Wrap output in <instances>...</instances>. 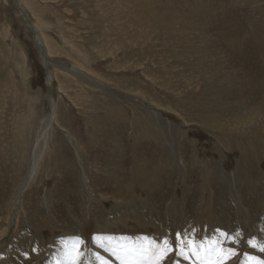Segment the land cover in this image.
Listing matches in <instances>:
<instances>
[{
	"label": "rangeland",
	"instance_id": "obj_1",
	"mask_svg": "<svg viewBox=\"0 0 264 264\" xmlns=\"http://www.w3.org/2000/svg\"><path fill=\"white\" fill-rule=\"evenodd\" d=\"M24 1L26 8L18 0H0V264H69L65 253L77 238L84 253L79 264H104L109 254L104 260L95 235L136 239L161 230V240L173 245L177 233L198 244L239 231L237 245L227 240L236 254L224 261L245 264L246 254L264 261L260 243L248 244L264 231V0ZM36 21L52 57L29 30ZM30 122L35 128L21 167ZM40 135L44 156L22 198L31 145ZM81 176L92 200L82 192ZM154 202L164 227L148 222L145 204ZM203 216L212 220L211 230L203 229L208 235H189ZM187 254V260L175 253L159 264H206L212 258L200 251L203 262Z\"/></svg>",
	"mask_w": 264,
	"mask_h": 264
},
{
	"label": "bare ground",
	"instance_id": "obj_2",
	"mask_svg": "<svg viewBox=\"0 0 264 264\" xmlns=\"http://www.w3.org/2000/svg\"><path fill=\"white\" fill-rule=\"evenodd\" d=\"M18 3H19V5L21 4V7H25L26 8V6H25V1L23 0V2L21 1V0H18ZM77 4V3H76ZM62 6V5H61ZM30 13H31V15H32V17L34 16V13L32 12V11H30ZM28 17V16H27ZM34 21V20H33ZM176 22V21H175ZM31 23V22H30ZM33 26L35 27V28H31V25L29 26V30H31L32 31V33L34 34V37H35V41H36V43L39 45L40 43H41V41H42V43L43 42H45V49H46V52H47V56H48V58H49V55H50V57H52L53 56V52H52V44L51 43H49L48 42V40L46 39V36L44 35V33H45V31L43 30V28H44V26H42V25H40V24H38V22L36 21L35 23H33ZM32 26V27H33ZM60 38V37H59ZM61 39H63V38H61ZM96 43V42H95ZM53 46H55V45H53ZM63 47V46H62ZM41 50V49H40ZM74 52V51H73ZM167 52V51H166ZM75 53V52H74ZM43 55V54H42ZM45 55V54H44ZM56 55V54H55ZM46 56V55H45ZM42 62L43 63H45L46 64V61H45V58H43V60H42ZM49 64V63H48ZM49 71V70H48ZM72 72L76 75V76H78V78H81L83 81L84 80H86V79H90L91 80V78H89L88 77V75L87 74H85L83 71H81L78 67H73L72 68ZM115 73V72H114ZM88 83L89 82H91V81H89V80H86ZM85 82V81H84ZM92 83V82H91ZM91 83H90V86H91ZM87 84V83H86ZM93 84V83H92ZM105 86V85H104ZM94 87H96V86H94ZM100 87V85L98 86V89H100L99 88ZM110 89V88H109ZM108 90V89H107ZM54 91V90H53ZM97 97V96H96ZM65 102V101H64ZM25 107V106H24ZM23 106H22V108H24ZM53 107H55L56 108V106H55V103L53 102ZM69 108V107H68ZM24 110H25V108H24ZM40 113V112H39ZM52 114H53V117L56 115V117H57V111H56V109H54L53 111H52ZM37 115V114H36ZM153 116V115H152ZM150 117V116H149ZM58 118V117H57ZM49 120V119H48ZM60 120V119H59ZM50 121V120H49ZM46 122H48V121H46ZM58 122V121H57ZM33 123H35V122H33ZM44 123H45V121H44ZM53 124V123H52ZM40 125V124H39ZM69 125V124H68ZM31 126H32V128H31ZM53 126V125H52ZM136 126V125H135ZM50 127V122L49 123H47V124H44L43 126H42V128H41V131L40 132H42L43 131V135H42V139H43V137H44V135H45V132L47 131V129ZM141 127V126H140ZM35 127H34V124H32V122H30V123H28V125H27V127H26V130H25V136H24V146L22 147L23 149L21 150V155L19 156V158L18 159H20V161H19V166H21V167H24V165L26 164V151H27V148H28V144H30L29 143V141H28V137H30V135H31V132H32V130L34 129ZM52 128V127H51ZM63 128V127H62ZM139 128V127H138ZM39 129V128H38ZM50 129V128H49ZM3 130V129H2ZM37 132H38V130H37ZM39 133V132H38ZM140 133H141V131H140ZM35 134V133H34ZM46 134H47V132H46ZM66 134V133H65ZM134 135V134H133ZM66 136V135H65ZM69 136V135H68ZM37 138L34 140V142H33V144L31 145L32 146V152H31V157H30V159H28L29 160V165H30V167H31V171H30V176H29V178L25 181V183L23 184V186H22V188L20 189V191H19V195L21 194V197L23 196V195H25L26 193L25 192H27V190L30 188V184L33 182V180H34V178L36 177V173H38L37 172V168H38V166H39V162H40V159H41V155H42V151H43V147L45 146V144H43L42 145V143H43V140L40 138L41 137V135L40 136H36ZM27 138V139H26ZM260 138V137H259ZM41 139V140H40ZM125 140V139H124ZM42 142V143H41ZM71 142V141H70ZM192 144V143H191ZM34 145H35V147H34ZM43 146V147H42ZM122 147V146H121ZM34 148V149H33ZM74 148V147H73ZM170 149H171V147H169ZM167 150V149H166ZM176 150H178V149H176ZM180 150V149H179ZM178 150V151H179ZM253 150V149H252ZM45 151V150H44ZM76 152H77V150H76ZM254 152V151H253ZM79 154V153H78ZM191 154V153H190ZM196 154V153H195ZM178 155V154H177ZM256 155V154H255ZM42 156H44V155H42ZM168 157H169V155H168ZM179 157L181 158V156L179 155ZM178 157V158H179ZM184 158V157H183ZM192 158V157H191ZM18 159L16 160V163H14V164H17V167H18ZM123 159V158H122ZM190 159V158H189ZM196 159V158H195ZM181 160V159H180ZM80 161V160H79ZM163 161V160H162ZM162 161H160V162H162ZM192 161V160H191ZM196 161V160H195ZM194 162V161H193ZM159 163V162H158ZM183 163V162H182ZM186 163V162H185ZM191 163V162H190ZM179 164V163H178ZM96 165V164H95ZM205 165H207V164H205ZM27 166V165H26ZM121 166V165H120ZM144 166V165H143ZM195 166H196V164H195ZM210 166V165H209ZM83 167V166H82ZM181 167V166H180ZM179 167V168H180ZM198 167V166H197ZM154 168V167H153ZM157 168V167H156ZM155 168V169H156ZM164 168V167H163ZM162 168V169H163ZM182 168H183V166H182ZM185 168V167H184ZM190 168V167H189ZM193 168V167H192ZM200 168H202V167H200ZM199 168V169H200ZM243 168H244V166H243ZM125 169V168H124ZM137 169H140V168H137ZM247 169V168H246ZM17 170H18V168H17ZM39 170V169H38ZM84 170H86V169H84ZM121 170V169H120ZM142 170V169H141ZM144 170V169H143ZM180 170H183V169H179V171ZM202 170V169H201ZM208 170V169H207ZM220 170V169H219ZM219 170H217V171H219ZM244 170V169H243ZM242 170V171H243ZM121 171H123V170H121ZM153 171H154V169H153ZM165 171V170H164ZM191 171V170H190ZM202 171H204V170H202ZM5 172V171H4ZM137 172V171H136ZM156 172V171H155ZM158 172H160V170L158 169ZM163 172V171H162ZM170 172V171H169ZM197 172V171H196ZM212 172V171H211ZM221 172V171H220ZM3 173V172H2ZM21 173V171H20V169L18 170V175H17V180H16V182H17V184L19 183V179H20V174ZM85 173V172H84ZM118 173H120V172H118ZM132 173V172H131ZM176 173V172H175ZM208 173H210V171L208 172ZM207 173V174H208ZM105 174H106V172H105ZM104 174V175H105ZM121 174V173H120ZM134 174V173H133ZM141 174V173H140ZM144 174V173H143ZM142 174V175H143ZM145 174H146V172H145ZM150 174V173H149ZM157 174V173H156ZM164 174V173H163ZM183 174V173H182ZM181 174V175H182ZM186 174H188V173H186ZM212 174V173H211ZM216 174V173H215ZM219 174V173H218ZM246 174V173H245ZM248 174V173H247ZM113 175V174H112ZM139 176L140 177V175H139V173L138 174H135V176ZM152 175V174H151ZM171 175H172V173H171ZM170 175V176H171ZM190 176H192L191 174H189ZM220 175V174H219ZM219 175H217V176H219ZM233 175V174H232ZM110 176V175H109ZM123 176V175H122ZM137 176V177H138ZM146 176V175H145ZM217 176H216V178H217ZM1 177H2V175L0 174V179H1ZM114 177V176H113ZM112 177V178H113ZM133 177H134V175H133ZM151 177V176H150ZM153 177V176H152ZM151 177V178H152ZM172 177V176H171ZM170 177V178H171ZM211 177V176H210ZM234 177V176H233ZM81 178H82V176H81ZM107 178V177H106ZM105 178V180H107ZM144 178V177H143ZM158 178H160V177H158ZM168 178V177H167ZM180 178H181V176H180ZM179 178V179H180ZM184 178V177H183ZM209 178V177H208ZM246 178V177H245ZM117 179H118V177H117ZM135 179H137V178H135ZM145 179V178H144ZM157 179V178H156ZM188 179V178H187ZM213 179V178H212ZM226 179V178H225ZM224 179V180H225ZM233 179V178H232ZM90 180V179H89ZM88 180V181H89ZM113 180H115V179H113ZM121 179H119L118 180V182L120 181ZM131 180V179H130ZM138 180H140L139 178H138ZM167 180V179H166ZM166 180H165V182H166ZM178 180V179H177ZM222 180V179H221ZM227 180V179H226ZM73 181V180H72ZM150 181H151V179H150ZM156 181V180H155ZM161 181V180H160ZM179 181V180H178ZM182 180L180 179V182H181ZM186 181V180H185ZM190 181V180H189ZM209 181H210V179H209ZM143 182H145V181H142V183ZM159 182V181H158ZM163 182V181H162ZM162 182H161V184H162ZM170 182V181H169ZM168 181H167V183H169ZM248 182V181H247ZM36 183V185H37V182H35ZM40 183V182H39ZM121 183V182H120ZM133 183V182H132ZM152 183V182H151ZM157 183V182H156ZM167 183H166V185H167ZM173 183V182H172ZM187 183V182H186ZM214 183H216V181L214 182ZM222 183H224L223 181H222ZM221 183V184H222ZM229 183V182H228ZM87 179L85 178V177H83L82 179H81V181H80V185H81V189L83 190L82 192H84V194H85V196H86V199H90V200H92L91 199V197H90V191H89V187L87 188ZM97 184H98V182H97ZM106 184V183H105ZM134 184V183H133ZM144 184V183H143ZM171 184V183H170ZM174 184H176V183H174ZM173 184V185H174ZM208 184H209V182H208ZM217 185L218 184H220V183H216ZM230 184V183H229ZM244 184V183H243ZM35 185V186H36ZM96 185V184H95ZM108 185V184H107ZM120 185V184H119ZM140 185V184H139ZM153 185H154V182H153ZM172 185V186H173ZM185 185V184H184ZM189 185V184H188ZM235 185V184H234ZM99 186V185H98ZM109 186H111V185H109ZM168 186V185H167ZM185 186H187V185H185ZM214 186H216V185H214ZM106 187V186H105ZM115 187V186H114ZM128 187V186H127ZM131 187V186H130ZM129 187V188H130ZM136 187V186H135ZM174 187V186H173ZM176 187V186H175ZM184 187V186H183ZM220 187V186H219ZM248 187V186H247ZM247 187H244V188H246L247 189ZM101 188H103L104 189V186L103 187H100V189ZM122 188V187H121ZM128 188V189H129ZM169 188H170V185H169ZM168 188V189H169ZM189 188V187H188ZM211 188V187H210ZM106 189V188H105ZM108 189V188H107ZM127 189V190H128ZM132 189V188H131ZM173 189V188H172ZM220 189V188H219ZM249 189V188H248ZM14 190H15V188H14ZM96 190V189H95ZM161 190H163V189H161ZM183 189H181V191H182ZM237 190V189H236ZM251 190H252V188H251ZM256 190V189H255ZM101 191V190H100ZM129 191V190H128ZM154 191V190H153ZM218 191V190H217ZM222 191V190H221ZM239 191V190H238ZM241 191H244V190H241ZM262 191H263V189H262ZM101 192H103V191H101ZM100 192V193H101ZM121 192V191H120ZM144 192V191H143ZM256 192V191H255ZM6 194H7V192H5ZM25 193V194H24ZM95 193H96V191H95ZM104 193V192H103ZM122 193V192H121ZM120 193V194H121ZM126 193V192H125ZM128 193V192H127ZM152 194H153V192H151ZM185 193V192H184ZM245 193H247V192H245ZM251 193V192H250ZM249 193V194H250ZM76 194V193H75ZM172 194V193H171ZM192 194V193H191ZM191 194H189V195H191ZM214 194V193H213ZM216 194V193H215ZM219 194V193H218ZM231 195H232V193H230ZM236 194H238V192L236 193ZM240 196H242V192H240ZM8 195H9V193H8ZM111 195V194H110ZM118 195V194H117ZM124 195V194H123ZM155 195H156V193H155ZM154 195V196H155ZM157 195H159V194H157ZM221 195V194H220ZM223 195V194H222ZM246 195V194H245ZM102 196H104L103 194H102ZM152 196V195H151ZM186 196H187V194H186ZM192 196V195H191ZM219 196V195H218ZM233 196V195H232ZM235 196V195H234ZM233 196V197H234ZM239 196V197H240ZM248 196V195H247ZM253 196H254V193H253ZM88 197V198H87ZM90 197V198H89ZM189 196H187V198H188ZM238 197V198H239ZM23 198V197H22ZM51 198V197H50ZM101 198V197H100ZM103 198V197H102ZM101 198V199H102ZM159 198V197H158ZM163 198H165V197H163ZM177 198V197H176ZM215 198V197H214ZM217 198V197H216ZM216 198H215V200H216ZM219 198H221L220 196H219ZM256 198V197H255ZM85 199V200H86ZM144 199V198H143ZM154 199V198H153ZM156 199V198H155ZM166 199V198H165ZM185 199V198H184ZM236 199V198H235ZM243 199V198H242ZM260 199V198H259ZM89 200V201H90ZM99 200V199H98ZM103 200H105V199H103ZM103 200H101V201H103ZM139 200V199H138ZM141 200V199H140ZM148 200H150V199H148ZM157 200V199H156ZM163 200V199H162ZM192 200V199H191ZM214 200V201H215ZM67 201V200H66ZM82 201H83V198H82ZM81 201V202H82ZM87 201V200H86ZM119 201V200H118ZM154 201V200H153ZM168 201V200H167ZM213 201V202H214ZM221 201V200H220ZM248 201H250V197H249V200ZM120 202V201H119ZM123 202V201H122ZM126 202V201H125ZM124 202V203H125ZM128 202V201H127ZM132 202V206H133V201H131ZM135 202V201H134ZM137 202V201H136ZM166 202V201H165ZM169 202V201H168ZM184 202V201H183ZM243 202H245V201H243ZM259 202V201H258ZM84 203V202H83ZM82 203V204H83ZM121 203V202H120ZM123 203V204H124ZM130 203V202H129ZM150 203V202H149ZM164 203V202H163ZM182 203V202H181ZM186 203V202H185ZM217 203H220L219 201H217ZM217 203H216V205H217ZM238 203V202H237ZM32 204V203H31ZM88 204V203H87ZM102 204V203H101ZM119 204V203H118ZM127 204V203H126ZM142 204H144V203H142ZM153 204V203H152ZM154 204H156V202H154ZM174 204H176L175 203V201H174ZM190 204V203H189ZM189 204H187V205H189ZM223 204V203H222ZM250 204V203H249ZM80 205V204H79ZM78 205V206H79ZM99 205H100V203H99ZM103 205V204H102ZM120 205L121 204H119V207H120ZM128 205H130V204H128ZM146 205V209H147V211L149 210V213H148V217H150V219H148V222L149 223H151L155 228H161V225H162V219H163V212H160L162 209H160L159 208V206L157 207L156 205L155 206H152L151 204H145ZM144 205V206H145ZM164 205V204H163ZM167 205V204H166ZM177 205V204H176ZM220 205V204H219ZM229 205V204H228ZM231 205V204H230ZM236 205V204H235ZM247 205V204H246ZM252 205V204H251ZM260 205V204H259ZM37 206V205H36ZM131 206V205H130ZM129 206V207H130ZM131 206V207H132ZM137 206L139 207L140 205H138L137 204ZM174 206V205H173ZM181 206V205H180ZM211 206H212V204H211ZM236 206H238V204L236 205ZM245 206V205H244ZM243 206V207H244ZM261 206V205H260ZM260 206H258V207H260ZM34 207V206H33ZM99 207V206H98ZM118 207V208H119ZM137 207V208H138ZM176 207V206H175ZM183 207V206H182ZM209 207H210V205H209ZM214 207V206H213ZM219 207V206H218ZM224 207V205L222 206V208ZM227 207V206H226ZM249 206H247L246 208H248ZM254 207V206H253ZM65 208V207H64ZM87 208V207H86ZM188 208H190V207H188ZM233 208V207H232ZM236 208V207H235ZM255 208V207H254ZM261 208V207H260ZM259 208V209H260ZM93 209V208H92ZM100 209V208H99ZM141 209V208H140ZM164 209V208H163ZM166 211L168 212V213H171L172 214V212H173V207H172V204H169V205H167L166 206ZM183 209V208H182ZM182 209H181V211H182ZM221 209V208H220ZM239 209H241L240 207H239ZM9 210V209H8ZM87 210V209H86ZM180 210V209H179ZM193 210V209H192ZM219 210V209H218ZM261 210V209H260ZM29 211V210H28ZM112 211H113V209H112ZM119 211V210H118ZM117 210H116V212L115 211H113V212H115V213H117L118 212ZM129 211V210H128ZM134 211H136V210H134ZM141 211V210H140ZM175 211H177V210H175ZM184 211V210H183ZM223 211V210H222ZM224 211H226V210H224ZM252 211V210H251ZM256 211V210H255ZM27 212V211H26ZM34 213H36V211H33ZM137 212V211H136ZM139 212V211H138ZM144 212V211H143ZM165 212V211H164ZM194 212V211H193ZM216 212V211H215ZM214 212V213H215ZM234 212H235V210H234ZM234 212H233V214H234ZM92 213V212H91ZM94 213V212H93ZM97 213V212H96ZM120 213H122V212H120ZM130 213V212H129ZM189 213H192V212H189ZM196 213H197V211H196ZM226 213V212H225ZM244 213V212H243ZM254 213V212H253ZM260 213V212H259ZM24 214V213H23ZM37 214V213H36ZM114 214V213H113ZM131 214V213H130ZM135 214V213H134ZM143 214V213H142ZM141 214V215H142ZM165 214V213H164ZM195 214V213H194ZM200 214V213H199ZM127 215V214H126ZM140 215V214H139ZM193 214H191V216H192ZM210 215V214H209ZM212 215V214H211ZM246 215V214H245ZM61 216V215H60ZM73 216V215H72ZM124 216V215H123ZM128 216V215H127ZM177 216V215H176ZM188 216V215H187ZM197 216V215H196ZM227 216H228V214H227ZM236 216V215H235ZM255 216V215H254ZM253 216V217H254ZM102 217V216H101ZM134 217V216H133ZM141 217H143V216H141ZM170 217V216H169ZM168 217V218H169ZM199 217V216H198ZM202 217V216H201ZM204 218H198V227L194 230V231H192V233H191V230L190 231H188V232H190L191 234H189V235H194L195 233V231H199V234H201V235H205L204 237H206L207 235H206V233L204 232V230L206 229L205 228V226H209V223L211 222L212 223V220H211V218L209 217V216H203ZM261 217V216H260ZM31 218V217H30ZM73 218H75V216H73ZM84 218V217H83ZM100 218V217H99ZM131 218V217H130ZM165 218H166V216H165ZM197 218V217H196ZM226 218H228V217H226ZM236 218V217H235ZM259 218V217H258ZM59 219H60V217H59ZM72 219V218H71ZM82 219V218H81ZM81 219H80V221H81ZM85 219V218H84ZM91 219V218H90ZM126 219H128V217H126ZM132 219V218H131ZM195 219V218H194ZM218 219V218H217ZM229 219V218H228ZM260 219V218H259ZM262 219V218H261ZM2 220V219H1ZM5 220V219H4ZM56 220H57V218H56ZM66 220V219H65ZM73 220V219H72ZM71 220V221H72ZM92 220V219H91ZM97 220H98V218H97ZM116 220V219H115ZM174 220V219H173ZM191 220H193L192 218H191ZM227 220V219H226ZM239 220H242V219H239ZM251 220H253V219H251ZM33 221V220H32ZM79 221V222H80ZM134 221V220H133ZM170 221H172V220H170ZM178 221H180V220H178ZM202 221H204V222H202ZM246 221V220H245ZM256 221V220H255ZM262 221V220H261ZM61 222H63V221H61ZM79 222H77V224L79 223ZM89 222H91V221H89ZM99 222V221H98ZM105 222V221H104ZM107 222V221H106ZM127 222V221H126ZM139 222H141V220L140 221H138V223ZM173 222V221H172ZM172 222H171V224H172ZM197 222V221H196ZM243 222V221H242ZM251 223H252V221H250ZM87 223H88V221H87ZM95 223V222H94ZM100 223V222H99ZM114 223V222H113ZM133 223V222H132ZM143 223V222H142ZM189 223V222H188ZM195 223V222H194ZM229 224H230V222H228ZM57 224V223H56ZM56 224H53V226L55 225L56 226ZM62 224V223H61ZM64 224H66V223H64ZM63 224V225H64ZM67 224H69V223H67ZM136 224V223H135ZM134 224V225H135ZM170 224V225H171ZM175 224H176V222H175ZM193 224V223H192ZM220 224V226H221V223H219ZM244 224V223H243ZM250 224V223H249ZM60 225V224H59ZM97 225V224H96ZM102 225V224H101ZM103 225H104V223H103ZM114 225H116V224H114ZM170 225H169V227H170ZM182 225V224H181ZM201 225L203 226V228H201ZM246 225H247V223H246ZM52 226V227H53ZM79 226V225H78ZM125 226H127V225H125ZM163 226V225H162ZM172 226V225H171ZM176 226H177V224H176ZM223 226V225H222ZM221 226V227H222ZM227 226V225H226ZM225 226V227H226ZM234 226V225H233ZM262 226V225H261ZM61 227H62V225H61ZM67 227V226H66ZM77 227V226H76ZM129 227V226H128ZM143 227V226H142ZM149 227V226H148ZM164 227V226H163ZM240 227V226H239ZM246 227V226H245ZM70 228H71V226H70ZM126 228V227H125ZM146 228H147V226H146ZM153 228V227H152ZM167 228H168V226H167ZM205 228V229H204ZM209 228H210V226H209ZM242 228V227H241ZM258 228H259V226H258ZM28 229V228H27ZM53 229V228H52ZM76 229H79L78 227L76 228ZM144 229V228H143ZM175 229H176V227H175ZM204 229V230H203ZM246 229V228H245ZM103 230V229H102ZM115 230V229H114ZM146 230V229H145ZM171 230V229H170ZM177 230V229H176ZM181 230V229H180ZM179 230V231H180ZM209 230H211V228L209 229ZM243 230V229H242ZM249 230V229H248ZM163 231L164 230H161V233H159V234H157V237H159L160 239H162L163 238ZM206 231V230H205ZM225 231L226 232H228V230H227V228L225 229ZM230 232H233V229L231 228L230 230H229ZM235 231V230H234ZM255 231V230H254ZM30 232V231H29ZM103 233H108V231L105 229V230H103L102 231ZM244 232H246V231H244ZM262 232L264 233V231H262V228L261 229H259V230H257L255 233H254V235H253V237L251 238V239H253L254 238V240H255V242L256 241H258L259 243H260V245H263V242H264V235L262 234ZM77 233H79V232H77ZM236 233V232H235ZM250 233V232H249ZM175 234V233H174ZM198 234V233H197ZM209 234H210V231H209ZM242 234V233H241ZM201 235L199 236V237H201ZM42 236V235H41ZM173 237V236H172ZM171 237V238H172ZM196 238H198V237H196V235H195V239ZM201 238H203V237H201ZM246 239V238H245ZM202 240H204V239H202ZM163 241V240H162ZM170 241V240H169ZM172 241V240H171ZM170 241V242H171ZM240 241V240H239ZM196 242V241H195ZM111 245V247H110V249H109V251L108 252H118L120 249H121V247H119V246H114V244L113 243H111L110 244ZM175 245V244H174ZM237 245V244H236ZM71 246V245H70ZM234 249V248H233ZM173 253V252H172ZM202 255V254H201ZM260 255H262V254H260ZM99 256V255H98ZM108 257V256H107ZM180 257V256H179ZM205 257V256H204ZM232 257V256H231ZM259 257V256H258ZM33 258V257H32ZM196 258V257H195ZM259 258H261V257H259ZM183 259V258H182ZM126 260V259H125ZM196 260V259H195ZM22 261V260H21ZM194 261V260H193ZM197 261V260H196ZM203 261V260H202ZM178 262V261H177ZM185 262V261H184ZM198 262V261H197ZM201 262V261H200ZM204 262V261H203ZM169 263V262H168ZM187 263V262H186ZM131 264H133V263H131ZM136 264H140V263H136ZM179 264H181L180 262H179ZM196 264V263H195ZM246 264V263H245Z\"/></svg>",
	"mask_w": 264,
	"mask_h": 264
},
{
	"label": "snow or ice",
	"instance_id": "obj_3",
	"mask_svg": "<svg viewBox=\"0 0 264 264\" xmlns=\"http://www.w3.org/2000/svg\"><path fill=\"white\" fill-rule=\"evenodd\" d=\"M219 231V230H218ZM220 237L223 239H217L214 241H210L207 245L204 243H201L199 248L203 249L207 256H212L218 254V258L213 262V264H224V260L230 258V256H233L236 254L235 249H227L225 250L221 245L223 244L224 240H231L232 243L236 244L239 243V238L241 236V233L237 231L235 233V237L230 236L229 234L225 232L219 233ZM93 241L97 244V247L99 248H105L106 244H110L112 242L111 237L106 236H97L93 237ZM152 247L149 249H144L141 246V252L142 254H145L148 256V261L146 264H157L158 259H163V257L167 254V252L172 251V246L169 245V242L167 239H165L162 244H156L154 241L150 242ZM83 244L82 240H79L78 238L74 241H72L71 246L67 247V251L65 253L66 258L69 260V264H79L81 257H83L84 253L80 250L81 245ZM248 244L251 247H257L254 238L248 240ZM176 254L182 256L185 260H187L188 252L190 251L193 256H195L197 259L205 260V257H201L200 251L197 249L196 243L194 240L187 238V236H182L180 233L176 234ZM122 251H133V249L125 248L124 246H121ZM35 251V249H33ZM260 252H264V245H261L259 247ZM99 258V257H97ZM254 261V264H264V261L258 260L256 258H251Z\"/></svg>",
	"mask_w": 264,
	"mask_h": 264
}]
</instances>
